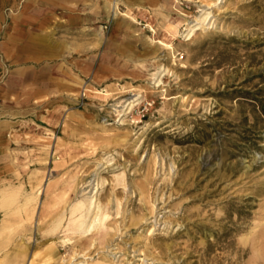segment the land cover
Returning a JSON list of instances; mask_svg holds the SVG:
<instances>
[{"label":"rangeland","instance_id":"rangeland-1","mask_svg":"<svg viewBox=\"0 0 264 264\" xmlns=\"http://www.w3.org/2000/svg\"><path fill=\"white\" fill-rule=\"evenodd\" d=\"M122 12L93 77L31 116L12 173L8 154L1 259L264 264V0Z\"/></svg>","mask_w":264,"mask_h":264},{"label":"crops","instance_id":"crops-1","mask_svg":"<svg viewBox=\"0 0 264 264\" xmlns=\"http://www.w3.org/2000/svg\"><path fill=\"white\" fill-rule=\"evenodd\" d=\"M160 2L0 0V201L15 194L17 185L2 177L8 174V154L12 173L13 145L25 135L31 116H44L76 93L80 79L93 77L106 43L121 36L120 17L103 31L114 7L120 5L128 16L154 10ZM0 264L11 259L0 257Z\"/></svg>","mask_w":264,"mask_h":264},{"label":"bare ground","instance_id":"bare-ground-1","mask_svg":"<svg viewBox=\"0 0 264 264\" xmlns=\"http://www.w3.org/2000/svg\"><path fill=\"white\" fill-rule=\"evenodd\" d=\"M206 18H207V14L205 13V15H204V13H202V14H200L198 17H196V21L195 22H189L188 24H187V28H186V33L184 34L186 37H189L191 34H192V32L195 30V29H197V27L200 25V23H202L204 20H206ZM199 20V21H198ZM135 99H133V100H131L129 103H128V105L130 104V105H132V103H133V101H134ZM8 186V185H7ZM97 187H98V181L95 183V189H97ZM1 194H3V193H1ZM95 194H96V191H94L89 197H87L86 198V200H84V201H89L88 202V206L86 207V204H85V202H78L79 204H77L78 205V207L77 208H83L84 206H85V209L87 210V209H89V206H91V205H94V203H95V201H96V198H95ZM2 196V195H1ZM4 196H6V195H4ZM7 196H9V195H7ZM3 198V197H2ZM6 198V197H5ZM83 201V200H82ZM96 208H97V210L99 209V206L97 205L96 206ZM97 213H98V211H96L95 212V216H94V219H93V221H92V223H90L89 225H85V227L84 228H86V227H92L93 225V222H95L96 220H97ZM84 214V213H83ZM81 217V216H80ZM84 222L83 221H81L80 222V225H81V227H82V224H83ZM84 225V224H83ZM84 230V229H83ZM86 231V230H85Z\"/></svg>","mask_w":264,"mask_h":264}]
</instances>
